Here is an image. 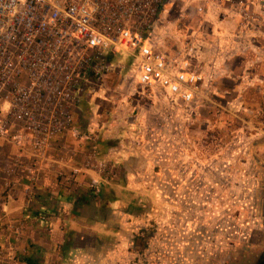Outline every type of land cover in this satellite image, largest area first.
I'll return each instance as SVG.
<instances>
[{
    "label": "rangeland",
    "instance_id": "1",
    "mask_svg": "<svg viewBox=\"0 0 264 264\" xmlns=\"http://www.w3.org/2000/svg\"><path fill=\"white\" fill-rule=\"evenodd\" d=\"M107 6L123 13L120 21L148 37L174 64L189 61L207 79L198 102L188 106L159 88L140 86L128 53L112 55L111 71L93 85L95 100H82V114L73 110L70 124L80 137L119 141L112 153L127 157L136 182L153 190L141 196L145 207L132 204L142 224L128 230L136 241L119 264H225L243 252H259L264 248V0H151L138 13L131 12V4ZM27 122L18 118L10 134H24ZM68 131L62 133L69 141L79 137ZM31 138L18 146L5 138L17 148L18 161L33 157ZM87 141L94 146L93 139ZM2 166L7 177L13 175L8 160Z\"/></svg>",
    "mask_w": 264,
    "mask_h": 264
},
{
    "label": "built area",
    "instance_id": "2",
    "mask_svg": "<svg viewBox=\"0 0 264 264\" xmlns=\"http://www.w3.org/2000/svg\"><path fill=\"white\" fill-rule=\"evenodd\" d=\"M150 1L0 0V138L18 146L31 136V154L44 158L51 139L71 130L74 108L94 96L96 79L111 71V55L134 59L144 89L196 104L203 72L186 60L174 64L107 6L131 4L138 13ZM18 118H27L26 132L10 134Z\"/></svg>",
    "mask_w": 264,
    "mask_h": 264
},
{
    "label": "crops",
    "instance_id": "3",
    "mask_svg": "<svg viewBox=\"0 0 264 264\" xmlns=\"http://www.w3.org/2000/svg\"><path fill=\"white\" fill-rule=\"evenodd\" d=\"M68 132L79 137L69 141L61 133L44 158L24 155L19 161L17 148L0 138V264H119L129 258L136 239L128 230L142 224L132 204L145 207L141 196L153 190L136 182L127 157L112 153L119 141L106 147L98 135L80 137L74 125ZM5 160L12 176L4 173ZM83 198L89 204H79ZM105 204L106 219L99 217Z\"/></svg>",
    "mask_w": 264,
    "mask_h": 264
},
{
    "label": "flooded vegetation",
    "instance_id": "4",
    "mask_svg": "<svg viewBox=\"0 0 264 264\" xmlns=\"http://www.w3.org/2000/svg\"><path fill=\"white\" fill-rule=\"evenodd\" d=\"M250 251L243 252L238 257L225 262V264H264V248L259 252L257 250Z\"/></svg>",
    "mask_w": 264,
    "mask_h": 264
},
{
    "label": "trees",
    "instance_id": "5",
    "mask_svg": "<svg viewBox=\"0 0 264 264\" xmlns=\"http://www.w3.org/2000/svg\"><path fill=\"white\" fill-rule=\"evenodd\" d=\"M113 57H114V56L111 55V56H110V60H112ZM104 142H105V144H106V147L117 146V141H115V140H111V139H110V140H106V141H104ZM78 203H79V204H84V203L89 204V200L83 198V199H81L80 202H78ZM107 209H108V207H107L106 204L103 205V206L101 207V209H100V213H99V217H100V218H104V219L107 218V216H105V215H107Z\"/></svg>",
    "mask_w": 264,
    "mask_h": 264
}]
</instances>
